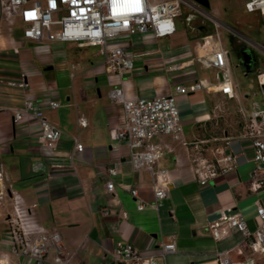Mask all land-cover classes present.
I'll use <instances>...</instances> for the list:
<instances>
[{
    "label": "crops",
    "instance_id": "0c3cea01",
    "mask_svg": "<svg viewBox=\"0 0 264 264\" xmlns=\"http://www.w3.org/2000/svg\"><path fill=\"white\" fill-rule=\"evenodd\" d=\"M18 24L17 20L12 32L4 24L0 32V77L19 79L24 72L31 88L25 93L0 85V163L13 182L26 230L34 233L40 227L57 229L72 256L71 264H110L108 254L118 242L132 243L143 256L154 257L158 264H219L217 253L243 240L242 232L233 229L229 238L219 244L214 242L210 226L223 210L234 208L250 230L256 229L258 205L264 206V189L256 192L251 188L253 149L248 140L240 138L242 126L233 128L230 140H225L221 127L226 115L218 110V102L232 100L222 93L176 95L184 130L190 128L184 137L189 142L208 141L204 147L209 157L217 146L229 148L228 143L238 151L241 148L243 157L234 170L202 185L194 171V150L188 152L173 136L148 140L169 148L161 161L169 169V196L159 210L153 206L155 179L148 170L133 167L130 146L117 142L112 135L124 124L122 106L110 103L112 89L124 88L128 99H137L176 94L177 86L190 88L200 79L217 82L215 70L195 60V42L203 43L202 38L207 36L203 24L199 26L200 36L191 28L184 34L177 32L172 37L149 38L146 42L135 38L130 48L135 68L123 76L110 72L104 59L101 63L87 59L83 50L98 47L47 38L42 42L26 41ZM16 47H20L17 55ZM98 55L103 57L99 48ZM77 56L83 57L84 63ZM187 62L189 67L170 70L171 66ZM48 67L53 68L46 70ZM205 70H212L216 81ZM26 97L40 100L46 118L62 130L54 153L39 139V121L14 123V110L22 107ZM51 98L61 106L50 109L47 104ZM80 115L87 117L85 129L78 124ZM76 139L84 146L82 152L75 148ZM214 139L219 142H212ZM115 167L119 173L115 196H111L106 193V181L109 170ZM132 188H137L139 197L149 202L145 209H138L139 200L132 195ZM14 208L11 197L0 205V222L14 214ZM121 208L128 218L119 215ZM6 218V230L0 231V246L4 249L11 243ZM172 241L177 243L176 252L163 258L162 245ZM231 254L234 261L245 260L243 264H264V254L248 247ZM13 260L20 261L16 257Z\"/></svg>",
    "mask_w": 264,
    "mask_h": 264
},
{
    "label": "built area",
    "instance_id": "2783aa9c",
    "mask_svg": "<svg viewBox=\"0 0 264 264\" xmlns=\"http://www.w3.org/2000/svg\"><path fill=\"white\" fill-rule=\"evenodd\" d=\"M185 10L189 13L187 18L200 16L211 20L215 25L216 32L202 38L203 43L196 41L194 51L197 62L215 70L217 82L200 79L190 88L177 86L176 94L151 98L128 99L124 88L109 92L110 103L122 106L124 112V124L113 130V138L130 146L131 161L136 170H148L155 179L153 206L158 210L162 201L169 196V169L161 165L169 148L148 143V140L161 135L173 136L188 152L194 150V171L202 185L220 174L234 170L240 157H243L241 148L238 151L229 143V148L215 147L213 156L209 157L204 147L208 141H187L176 95L214 91L230 100L240 101L239 83L234 80L231 59L222 42L223 29L239 43L258 51L259 58H263H260V62H264V47L253 43L236 29L225 27L215 16L207 14L203 6L190 0H0V32L4 24L12 32L18 20L22 27V37L26 41L42 42L47 38L73 41L81 47H98L108 70L120 76L135 68V57L130 50L132 41L137 37L146 42L149 38L157 40L175 36L178 32L176 21L183 18ZM245 11L264 17V0H247ZM56 25H60L61 30L53 35L52 28ZM19 52L20 47L14 48V54ZM186 67H189L188 62L171 66L170 70L177 71ZM3 83L25 93L31 88L24 72L19 79L4 80L0 77V85ZM257 83L262 96L261 102L252 101L249 113L242 105L239 109L242 117L240 138L248 140L253 149L255 168L251 173V188L256 192L264 189V70L259 72ZM47 105L52 110L61 106L53 98L48 100ZM13 117L15 124L25 119L39 121L40 141L51 152H55L63 132L46 118L40 100L26 97L22 107L14 110ZM78 124L80 128H87V117L80 115ZM225 140L230 138L226 137ZM213 141L219 142V139ZM75 148L79 152L84 150L78 139ZM118 173L116 167L109 170L106 193L111 196H115V179ZM131 193L139 200L138 209H145L149 202L139 197L138 189L132 188ZM10 197L15 202L14 214H9L6 218L11 243L8 249L0 246V264H71L72 256L62 244L57 229L40 227L34 233L25 229L20 219V201L13 182L4 164L0 163V205ZM257 214L259 222L255 230L249 229L242 214L234 208L223 210L220 218L211 224L210 231L216 244L229 238L233 229L240 230L243 235V240L233 248L217 253L219 264H243L245 260L234 261L231 252L244 247L250 248L254 253L264 254V206L261 204L258 205ZM119 215L128 218L127 212L122 208ZM176 249L175 241L163 244L161 255L166 258L168 254L175 253ZM108 255L111 264H158L154 257L143 256L129 242H118ZM13 257L20 261L14 262Z\"/></svg>",
    "mask_w": 264,
    "mask_h": 264
},
{
    "label": "rangeland",
    "instance_id": "374dc122",
    "mask_svg": "<svg viewBox=\"0 0 264 264\" xmlns=\"http://www.w3.org/2000/svg\"><path fill=\"white\" fill-rule=\"evenodd\" d=\"M193 1V0H190ZM247 0H210V8H204L205 12L211 16H215L219 19L225 27L229 26L231 28L236 29L239 31L243 36L251 40L253 43H256L260 46L264 47V17L261 14H248L245 11V3ZM189 13L185 10V18L183 19L178 18L176 21L178 32L183 33L185 31L194 29L196 35L200 36L199 26L204 25L207 29L205 31V35L210 36L213 32H216V28L214 23L207 18H203L200 16H190L186 18ZM193 26V27H192ZM17 29H20V24L17 25ZM61 26L56 25L52 28V34L56 35L60 32ZM223 32L229 33L223 29ZM184 34V33H183ZM230 34V33H229ZM185 38L184 35H181ZM223 43H226L228 40L224 33L222 35ZM201 41V40H199ZM256 51V50H255ZM258 52V51H257ZM83 53L86 55L87 59L93 61L94 63H101L103 57L98 55V48H90L84 49ZM259 53V52H258ZM261 58V56H260ZM77 59L84 63V58L77 56ZM263 60V58H261ZM232 73L234 80L240 84L241 90V98L240 101L232 100L229 101L226 99L220 100L218 103V110L226 115L227 118L225 123L227 124L228 129L230 131L236 129L235 121L232 120V117L237 119H242L241 115L239 114L240 105L239 103L246 109L247 113H249L251 109L252 101L257 100L261 102L262 96L260 93V87L256 81V78L246 76L243 68L241 66L242 60L238 56L232 57ZM261 65L259 68L264 70V62H260ZM206 74L210 76L212 80L216 81V75L212 70H205ZM250 93V97L245 98V95ZM230 113V114H229ZM230 116V117H229ZM232 116V117H231ZM190 131V128H185L184 132ZM6 217H4L5 220ZM4 220L0 222V231L3 232L6 230V225ZM8 226V225H7Z\"/></svg>",
    "mask_w": 264,
    "mask_h": 264
},
{
    "label": "water",
    "instance_id": "95a60500",
    "mask_svg": "<svg viewBox=\"0 0 264 264\" xmlns=\"http://www.w3.org/2000/svg\"><path fill=\"white\" fill-rule=\"evenodd\" d=\"M193 1L197 2L198 4H200L205 9L206 8L208 9L211 6L210 0H193ZM223 33H224V36L229 40L227 45H226V47H227V50H228V55H229V57H230V59L232 61V57L233 56H238L239 57V52L234 47L235 37H233L229 33H225V32H223ZM240 59L242 60L241 66L243 68V71H244L245 75L246 76H250V77H254V78H256V81H257V76H258L260 71H263V69H261L259 67L256 68L254 66V61H253V58L251 56L250 50H247L246 52H244L243 53V58H240ZM52 68L53 67H48V68H46V70H51ZM248 97H250V93L246 94V96H245V98H248ZM110 260H111V258H110Z\"/></svg>",
    "mask_w": 264,
    "mask_h": 264
},
{
    "label": "flooded vegetation",
    "instance_id": "af4514ba",
    "mask_svg": "<svg viewBox=\"0 0 264 264\" xmlns=\"http://www.w3.org/2000/svg\"><path fill=\"white\" fill-rule=\"evenodd\" d=\"M192 17H193V16H192ZM200 28H202V27H199V29H200ZM228 41H229V40H226V43H228ZM234 47H235V48L238 50V52H239V58H243V53L246 52L247 50H250V52H251V56H252L253 61H254V66H256V65L258 66V65H259V67H260V65H261V63H260V58H259L258 53H257L255 50H253V49L247 47V46L244 45V44L239 43V42L236 41V40H235V42H234Z\"/></svg>",
    "mask_w": 264,
    "mask_h": 264
},
{
    "label": "trees",
    "instance_id": "16d2710c",
    "mask_svg": "<svg viewBox=\"0 0 264 264\" xmlns=\"http://www.w3.org/2000/svg\"><path fill=\"white\" fill-rule=\"evenodd\" d=\"M263 17V16H262ZM203 37V36H202ZM256 68L257 67H259V65L257 66H255ZM240 114V113H239ZM241 115V114H240ZM230 117V116H229ZM232 117V116H231ZM227 119V118H226ZM232 120H234L235 121V125H236V129L237 128H241V126H242V119L240 118V119H237V118H235V117H232L231 118ZM224 122H225V119H224ZM227 127V124L226 123H224L223 124V126L221 127L222 128V130H224V137H228L229 135H230V129H228V128H226Z\"/></svg>",
    "mask_w": 264,
    "mask_h": 264
}]
</instances>
